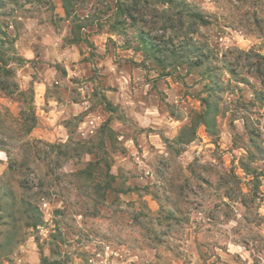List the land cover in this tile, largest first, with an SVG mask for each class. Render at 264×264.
Returning a JSON list of instances; mask_svg holds the SVG:
<instances>
[{"label": "clouds", "instance_id": "clouds-1", "mask_svg": "<svg viewBox=\"0 0 264 264\" xmlns=\"http://www.w3.org/2000/svg\"><path fill=\"white\" fill-rule=\"evenodd\" d=\"M0 264H264V0H0Z\"/></svg>", "mask_w": 264, "mask_h": 264}]
</instances>
